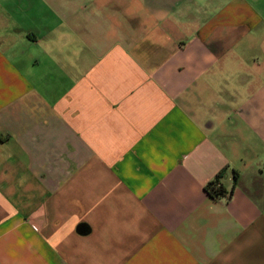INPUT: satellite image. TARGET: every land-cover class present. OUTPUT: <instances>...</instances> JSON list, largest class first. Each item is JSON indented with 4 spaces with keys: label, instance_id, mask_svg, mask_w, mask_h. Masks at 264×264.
I'll use <instances>...</instances> for the list:
<instances>
[{
    "label": "crops",
    "instance_id": "crops-1",
    "mask_svg": "<svg viewBox=\"0 0 264 264\" xmlns=\"http://www.w3.org/2000/svg\"><path fill=\"white\" fill-rule=\"evenodd\" d=\"M263 79L264 0H0V264H264Z\"/></svg>",
    "mask_w": 264,
    "mask_h": 264
},
{
    "label": "trees",
    "instance_id": "trees-1",
    "mask_svg": "<svg viewBox=\"0 0 264 264\" xmlns=\"http://www.w3.org/2000/svg\"><path fill=\"white\" fill-rule=\"evenodd\" d=\"M224 174H225V171H221L215 177V179L210 181L205 187V192L214 201H221V200L229 201L234 194L235 187L237 186L238 173L236 171H234V181H233L232 188L230 190H227L224 187V185L221 183V180L224 177Z\"/></svg>",
    "mask_w": 264,
    "mask_h": 264
},
{
    "label": "rangeland",
    "instance_id": "rangeland-1",
    "mask_svg": "<svg viewBox=\"0 0 264 264\" xmlns=\"http://www.w3.org/2000/svg\"><path fill=\"white\" fill-rule=\"evenodd\" d=\"M251 85H252V87H253V86H256V85H258V83H257V84H253V83H252ZM262 85L264 86V79H263V81H262ZM241 92H242V91H241ZM241 92H240V93H239V92H237V94H242L243 92H242V93H241Z\"/></svg>",
    "mask_w": 264,
    "mask_h": 264
}]
</instances>
